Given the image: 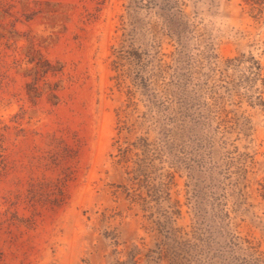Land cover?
<instances>
[{
  "label": "rangeland",
  "instance_id": "374dc122",
  "mask_svg": "<svg viewBox=\"0 0 264 264\" xmlns=\"http://www.w3.org/2000/svg\"><path fill=\"white\" fill-rule=\"evenodd\" d=\"M254 61L264 0H0V264H264Z\"/></svg>",
  "mask_w": 264,
  "mask_h": 264
},
{
  "label": "trees",
  "instance_id": "16d2710c",
  "mask_svg": "<svg viewBox=\"0 0 264 264\" xmlns=\"http://www.w3.org/2000/svg\"><path fill=\"white\" fill-rule=\"evenodd\" d=\"M48 68L45 70V73H48L50 70L54 73H61L63 71V66L54 67L51 62H47L46 64ZM249 72L245 76V79L250 80H260L261 81V93L259 94L260 103L264 105V66H262L258 61H254L248 66ZM253 77V78H252Z\"/></svg>",
  "mask_w": 264,
  "mask_h": 264
}]
</instances>
